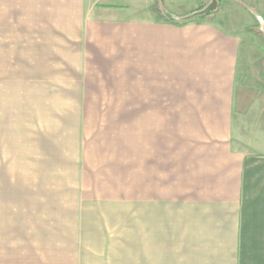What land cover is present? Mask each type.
I'll return each mask as SVG.
<instances>
[{"label":"crops","instance_id":"obj_1","mask_svg":"<svg viewBox=\"0 0 264 264\" xmlns=\"http://www.w3.org/2000/svg\"><path fill=\"white\" fill-rule=\"evenodd\" d=\"M212 1L24 0L0 23V119L48 159L0 166V264H264V106L243 86L264 0L194 16ZM112 69L134 72L133 149L86 134Z\"/></svg>","mask_w":264,"mask_h":264},{"label":"rangeland","instance_id":"obj_2","mask_svg":"<svg viewBox=\"0 0 264 264\" xmlns=\"http://www.w3.org/2000/svg\"><path fill=\"white\" fill-rule=\"evenodd\" d=\"M23 1L24 0H0V23L9 22L16 26H18V24L22 25L25 22V18H27L26 16H28L25 13ZM205 8L206 7H203L202 10ZM199 12L200 11L197 10L194 16L204 15L199 14ZM26 23H28V21ZM257 23H260L258 17ZM262 28L263 31H261V29L259 31L262 43L260 48L262 56L259 60L260 63H258L259 66L256 65L253 69L256 71L258 69L260 70L259 72L264 74V24H262ZM252 73L253 74L250 75L249 79L244 80L243 86L245 85L246 87L247 84V87L251 89L249 94L259 96V99L263 101L261 105L264 106V75L259 78L258 75H256L257 73H254L253 71ZM109 74H113L112 76H114L113 79H109V82L115 84L116 87L109 88V94L92 95L94 103L89 106H84L83 118L86 134L90 135L91 133H95V135L98 134L97 136L100 135L99 137L114 136L116 140L125 141V144L128 142V147H132L133 149L135 145L136 132L135 119L137 115V108L141 105L138 103L139 101L134 93L136 89L134 85L135 79L124 80L121 79L120 75L123 77V75L134 74V72L125 73L123 69H112V72H109ZM125 81L128 83L127 87L123 85V83L125 84ZM120 85H122V87H117ZM125 91H127L126 94H121V92ZM13 108L14 115L20 114L21 118L26 116L27 113L24 106H15ZM21 118L16 119L13 116V124L19 121L22 122ZM1 123L3 125H1ZM11 123L12 122L8 121L6 117L0 119V166L39 165L37 162H48V159L46 160V158L37 160L27 157V155L30 154V151H32V148H34V144L30 142L15 143L11 141L22 137L25 131H29L30 129L25 127L23 128V125L15 126L16 124L12 129H10L9 125ZM8 129L12 132L7 133ZM72 144L74 145V143L71 142L70 145L72 146ZM37 145L39 146L40 144ZM103 145H107L108 149H113V147L116 146L115 143L110 142H105ZM117 145H121V143H118ZM241 146H245V144L241 143ZM106 157H108V155ZM109 157L111 158L113 156L109 155ZM86 161L92 166H96L98 160L92 158L91 153H89Z\"/></svg>","mask_w":264,"mask_h":264},{"label":"water","instance_id":"obj_3","mask_svg":"<svg viewBox=\"0 0 264 264\" xmlns=\"http://www.w3.org/2000/svg\"><path fill=\"white\" fill-rule=\"evenodd\" d=\"M217 8V1L213 0L205 9L200 10L199 14H207Z\"/></svg>","mask_w":264,"mask_h":264},{"label":"trees","instance_id":"obj_4","mask_svg":"<svg viewBox=\"0 0 264 264\" xmlns=\"http://www.w3.org/2000/svg\"><path fill=\"white\" fill-rule=\"evenodd\" d=\"M200 10H202V7L200 8ZM200 10H199V11H200ZM209 13H211V12H209ZM205 15H206V14H204L203 16H205Z\"/></svg>","mask_w":264,"mask_h":264}]
</instances>
